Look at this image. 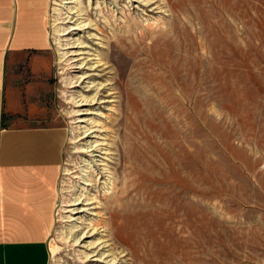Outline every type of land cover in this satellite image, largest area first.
<instances>
[{
  "label": "rangeland",
  "instance_id": "1",
  "mask_svg": "<svg viewBox=\"0 0 264 264\" xmlns=\"http://www.w3.org/2000/svg\"><path fill=\"white\" fill-rule=\"evenodd\" d=\"M70 1L51 0L44 91L27 115L6 117L66 133L50 264H264V0ZM99 26L111 43L124 35L121 77L98 63L108 47ZM68 42L80 69L66 66ZM71 73L84 82L71 88ZM80 91L102 99L82 106ZM135 113L134 176L133 140L119 156L118 136L131 134ZM117 177L128 192L124 210L102 211L110 233L76 242L97 218L83 200L112 194ZM103 247L108 259L92 257Z\"/></svg>",
  "mask_w": 264,
  "mask_h": 264
},
{
  "label": "crops",
  "instance_id": "2",
  "mask_svg": "<svg viewBox=\"0 0 264 264\" xmlns=\"http://www.w3.org/2000/svg\"><path fill=\"white\" fill-rule=\"evenodd\" d=\"M51 0H0V264H50L65 132L8 126L45 89ZM18 102H17V101ZM20 102V103H19Z\"/></svg>",
  "mask_w": 264,
  "mask_h": 264
},
{
  "label": "bare ground",
  "instance_id": "3",
  "mask_svg": "<svg viewBox=\"0 0 264 264\" xmlns=\"http://www.w3.org/2000/svg\"><path fill=\"white\" fill-rule=\"evenodd\" d=\"M71 3H73L74 2V0H72V1H70ZM103 8V7H102ZM124 9V8H123ZM101 11V10H100ZM102 11L103 12H105L104 11V9H102ZM111 12V11H110ZM101 13V12H100ZM121 13V12H120ZM105 14H107V13H105ZM68 16V15H67ZM119 16V15H118ZM73 19V18H72ZM67 20H69V17L67 18ZM79 19H77L76 21H78ZM106 20V19H105ZM65 21V20H64ZM68 22H70V21H68ZM107 23H109V20L107 19V21H106ZM75 23V22H74ZM88 24V23H87ZM87 24H81V22H78V23H76V25H79V28H81V27H84V26H86ZM120 24H122V23H120ZM66 28V27H65ZM69 28H73V30H76V28H78V26H74V24L73 25H71V26H69L67 29H69ZM67 31V30H66ZM98 31L99 32H101V33H103L104 35H105V37L107 36V34H106V29H105V27H101V26H99L98 27ZM68 34H72L71 32L70 33H68ZM62 35V34H61ZM63 36V35H62ZM66 39V38H65ZM70 39V38H69ZM107 39H108V47L106 48L107 50L104 52V53H100L99 55H100V58H99V60H98V63H100V66H103V71H108L109 73L111 72L112 73V71H114L115 70V73H114V75L116 76V74H117V76H122V75H124V55H125V51L127 50V48H125L124 47V35H123V33L121 32V30H120V32L119 31H117V32H115V38H114V42L113 43H111V38L109 37V36H107ZM68 44V49H70L67 53H65V55L63 56L64 58H65V61L67 62V64H66V66H68V67H70V68H75V69H80L81 67V65H83V63H80L79 62V59H77V56H78V52L77 51H79V50H72V49H74V48H78V47H74V46H71L72 44L74 45V44H76V42H74V43H72V42H68L67 43ZM66 45V44H65ZM106 47V46H105ZM66 48V47H65ZM80 63V64H79ZM79 72H81V71H79ZM116 76V77H117ZM82 77V75H80V76H78V73H76V75H72V73H71V75H70V84H71V88H76V86H78L79 84V82H81V84L84 82V80L81 78ZM110 80V79H109ZM108 81V80H107ZM103 86V85H102ZM102 86L100 85V87L102 88ZM108 87V84H105V86H104V88H103V90L104 91H107V90H105L106 88ZM83 91V90H82ZM82 91H80L79 93L81 94V99L79 100L80 102H82V103H84V105L82 104V106H91V105H93V103L97 100V98L96 97H93V98H90L89 96H87V95H84L83 94V92ZM97 93H99V91H97ZM100 99H102V97H99L98 98V100H97V104H98V102H99V100ZM79 101H77V103L79 102ZM105 102H112L111 100H106ZM90 109H92L91 107L90 108H87L86 110H90ZM94 109V108H93ZM132 119H133V126H132V132H131V134H127V133H125V135L123 134V132H121V129H120V135L118 136V139H119V141H120V143L118 142V147H119V149H118V151L120 152V154H119V156H121V152H122V148H123V145H124V143L126 142V139H129L130 137L132 138V140L133 141H131V144L132 145H130V155H131V158H132V163H131V168H132V170H133V173L132 174H134V176L135 175H137V166L139 167V165H140V162H139V158H140V154L138 153V148H139V143H140V141H139V138H138V130H139V117H137L136 116V113L134 114V116L132 117ZM82 120H84V119H81V121L80 122H83ZM122 122H124V115L122 116V115H120V118H119V124L121 125L122 124ZM91 130V128H89L88 129V131H90ZM93 132V131H92ZM95 132V131H94ZM84 138H87V137H84ZM99 145L100 144H98V141H95V144L94 145H91L90 147H92V149L90 150V151H92V152H100V148H99ZM108 149V148H107ZM64 152V151H63ZM105 154V153H104ZM109 154V153H108ZM126 154H127V151L125 150V152H124V155H123V158H125L126 159ZM103 159V158H102ZM101 159V161H103ZM120 161H121V159H120ZM103 163V162H102ZM102 163H101V165H102ZM119 168H120V165L119 164H117V167H116V169H115V172H117V174H118V171H119ZM104 169V168H103ZM68 171V170H67ZM94 171V170H93ZM76 172V171H75ZM106 173V172H105ZM67 174H69V173H67ZM74 174V173H73ZM95 174V173H94ZM77 176V175H76ZM79 176V175H78ZM121 177H123L122 178V184H123V179L124 178H126L127 177V175L126 176H124V173H122L121 175H120ZM83 177V176H82ZM102 177V176H101ZM102 178H104V176L102 177ZM106 179H108L109 180V178H107L106 177ZM91 180V179H90ZM95 180V179H94ZM99 180V179H98ZM139 180H140V177H135L134 179H132L131 180V187L133 186V188L131 189V191L132 192H134V194H135V186H138L137 184L139 183ZM87 181H88V179H87ZM119 180H118V177H117V179L115 180V182L113 183V193L112 194H109V193H104L103 194V196L101 197V199H100V201H97V200H95V198L94 197H92L91 199H86L85 198V200H83V201H85V202H87V204H85L86 206H89V207H91L92 206V209H94L95 211H96V213H94V214H97V218L95 219V220H93L92 221V223L89 225V227H91V228H89L88 227V229H87V231L86 232H84L83 233V235L80 237V238H78L79 240H77L76 242H78V241H80L81 240V238L83 239V242L86 240V239H88V238H94V237H96L98 234L100 235V232H105V233H107V232H109L110 233V231H111V228L112 227H110V222H109V220L102 214V211H105V210H109V213H111V211L113 212V211H115V212H117V211H122V210H124V208H125V203H124V201H123V198H124V195H126L127 194V189H126V187L127 186H122V188H119L118 186H117V182H118ZM138 181V183H136ZM98 182V181H97ZM105 182V181H104ZM86 183V182H85ZM94 184V183H93ZM86 190H87V188H86ZM85 190V191H86ZM72 191V190H71ZM100 191V190H99ZM72 193V192H71ZM85 196V195H84ZM90 196V195H89ZM94 196V195H93ZM83 198V197H82ZM73 199V198H72ZM113 199V200H112ZM90 200V201H89ZM112 200V202L111 203H109V201H111ZM71 201V200H70ZM80 201H82V200H80ZM67 202V201H66ZM74 202V201H73ZM100 202H103V204H102V209L100 208V210L98 209L99 208V206L98 205H100ZM137 203H138V201H137ZM79 204H82V203H78L77 205H79ZM71 205H72V203H71ZM72 206H76V204H74V205H72ZM138 205H135L134 206V208H136ZM67 207V206H66ZM78 209H80V208H74V209H72V211L70 210V212L72 213L73 212V214H78V213H80V212H85V211H82V210H78ZM81 209H83V207L81 208ZM86 210V209H85ZM87 210H89V209H87ZM102 214V215H101ZM75 219V218H74ZM87 220V219H86ZM86 226V225H85ZM101 231H100V230ZM108 236L109 235H105L104 237H103V239H102V235H101V238H99V241H101V240H103V241H101L103 244H107V242H109L110 241V239H107L108 238ZM98 241V242H99ZM101 242H99V244L97 245V247H99L100 246V244H102ZM109 246V245H108ZM93 255H92V257H100L101 259H103L104 258V260L105 259H108V257L110 256L109 254H106V252H105V248L103 247L102 249H101V252L100 251H92L91 252ZM88 257H89V255H88ZM99 258V259H100ZM118 259L117 258H115V260L114 259H110L109 260V262H113V264H116V262L115 261H117ZM115 262V263H114ZM112 264V263H111Z\"/></svg>",
  "mask_w": 264,
  "mask_h": 264
}]
</instances>
